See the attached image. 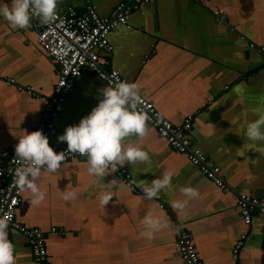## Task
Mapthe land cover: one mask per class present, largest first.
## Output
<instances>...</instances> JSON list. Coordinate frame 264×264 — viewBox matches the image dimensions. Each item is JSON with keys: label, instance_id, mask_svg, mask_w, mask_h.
Segmentation results:
<instances>
[{"label": "crops", "instance_id": "obj_1", "mask_svg": "<svg viewBox=\"0 0 264 264\" xmlns=\"http://www.w3.org/2000/svg\"><path fill=\"white\" fill-rule=\"evenodd\" d=\"M122 1L129 0H90L105 19ZM86 5L87 0H58L57 12L73 6L83 14ZM128 23L130 28L120 25L109 34L113 51L101 52L108 68L136 83L140 94L173 123L192 115L193 145L221 167L233 189L264 197V142L245 136L247 124L264 115V0H153L133 9ZM39 30L34 19L21 29L0 17V74L50 96L58 65L37 43ZM105 86L93 71L84 70L55 120L49 139L54 150L67 147L57 137L97 105ZM43 107L39 97L0 81V149H15L24 131H35ZM147 126L144 137L133 135L125 142L139 144L151 162L118 167L127 168L139 187L173 171L170 186L157 197L134 193L115 171L103 178L116 184L102 206L99 193L107 185L94 182L86 157L62 162L55 173L42 171L39 183L47 193L40 205H30V193H22L17 219L43 229L50 264H183L177 243L182 229L191 233L204 264H264V215L254 214L246 224L233 193L217 187ZM186 186L200 195L179 211L171 205L186 199L180 191ZM62 190L77 195L65 201ZM149 213L166 224L151 240L142 235L141 223ZM9 240L14 264H34L22 233L12 230Z\"/></svg>", "mask_w": 264, "mask_h": 264}, {"label": "built area", "instance_id": "obj_2", "mask_svg": "<svg viewBox=\"0 0 264 264\" xmlns=\"http://www.w3.org/2000/svg\"><path fill=\"white\" fill-rule=\"evenodd\" d=\"M152 1H122L115 7L112 17L109 19L101 17L90 0H87L86 11L83 14H79L75 7L68 6L64 13L57 12V20L49 25L41 24L38 19L34 18L40 23L37 43L58 65V79L54 85L53 94L41 96L32 87L19 85L15 79L1 74L0 81L9 85L15 84L20 91L26 92L32 97H39L43 101L42 121L35 130H41L48 137V140L50 139L55 120L62 113L68 96L74 90L78 78L85 69L93 71L106 85L109 80L129 82L119 70L108 68L109 61L101 52L113 51L114 47L109 40L111 31L120 25H127L130 28L128 22L132 10L148 5ZM196 1L202 2V0ZM215 14L219 18L222 17L219 10L215 11ZM143 62L145 63L146 60ZM141 98L142 103L138 107L149 116L147 123L153 126L173 149L186 155L189 161L217 187L233 193L246 224L252 223L254 214L264 215V197L241 193L233 189L224 180L221 167L201 149L193 145L189 136L193 126L192 115H188L181 124H175L157 109L153 101L143 95ZM66 149L67 147H64L55 149V151H66ZM80 157L84 156L78 153H66L63 162ZM14 158V148L0 149V215L5 213L10 215L8 238L12 230H17L26 237L34 264H50L43 229L38 226L24 225L17 219V209L22 201L23 192L16 188L13 183V171L17 166ZM116 173L134 193L142 192L141 187L135 183L127 168L118 167ZM52 230L56 231L57 229L52 228ZM245 237V235L242 236L234 249V254L238 253V248L243 245ZM177 243L183 264H204L189 231L182 229L179 232Z\"/></svg>", "mask_w": 264, "mask_h": 264}, {"label": "clouds", "instance_id": "obj_3", "mask_svg": "<svg viewBox=\"0 0 264 264\" xmlns=\"http://www.w3.org/2000/svg\"><path fill=\"white\" fill-rule=\"evenodd\" d=\"M58 0H0V17L12 28H28L35 18L41 24L49 25L57 20ZM106 79V77H103ZM101 99L91 111L75 125H69L63 134L57 137L58 142L67 145L66 151L57 152L49 145V140L41 130L24 131L15 145L17 166L13 171V183L21 192L30 193V205H40L46 196L47 188L39 183L42 171L55 173L66 158V153H78L86 157L87 172L94 182L106 184L99 193L102 206L113 197L111 189L116 180L108 183L103 178L117 170L125 163L135 165L137 162H151L149 152L139 144L126 143V139L135 135L144 137L147 133L149 116L138 106L142 103L138 85L120 80H109L99 90ZM245 136L250 141L264 142V115L250 121L245 129ZM175 173L164 171L159 177L141 187L145 199L151 200L170 186ZM180 191L186 197L174 200L172 207L183 211L189 200L199 197V191L191 186L182 187ZM61 198L73 200L77 193L74 190H62ZM10 215H0V264H14V246L8 238ZM144 226L142 235L151 240L155 232L166 226L162 217L151 213L141 221Z\"/></svg>", "mask_w": 264, "mask_h": 264}]
</instances>
